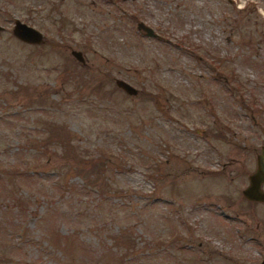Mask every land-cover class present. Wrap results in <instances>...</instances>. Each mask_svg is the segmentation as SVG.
<instances>
[{
    "label": "rangeland",
    "instance_id": "1",
    "mask_svg": "<svg viewBox=\"0 0 264 264\" xmlns=\"http://www.w3.org/2000/svg\"><path fill=\"white\" fill-rule=\"evenodd\" d=\"M263 150L264 0H0V264H259Z\"/></svg>",
    "mask_w": 264,
    "mask_h": 264
},
{
    "label": "water",
    "instance_id": "2",
    "mask_svg": "<svg viewBox=\"0 0 264 264\" xmlns=\"http://www.w3.org/2000/svg\"><path fill=\"white\" fill-rule=\"evenodd\" d=\"M137 28L143 30L147 36H155L152 29L145 27L141 23L137 25ZM11 33L21 42L28 44H39L43 39V35L39 30L19 19L14 20ZM71 55L76 61L80 63L85 62L80 51L72 50ZM114 83L128 95H135L137 93L135 87L122 79H115ZM262 183H264V156L258 155L256 169L249 175L248 185L242 190L243 197L249 201L264 203V190L260 188ZM259 264H264V258Z\"/></svg>",
    "mask_w": 264,
    "mask_h": 264
},
{
    "label": "flooded vegetation",
    "instance_id": "3",
    "mask_svg": "<svg viewBox=\"0 0 264 264\" xmlns=\"http://www.w3.org/2000/svg\"><path fill=\"white\" fill-rule=\"evenodd\" d=\"M255 169H256V168H255ZM253 172H254V171H253ZM253 172H252V173H253ZM252 173H251V174H252ZM248 177H249V175H248ZM260 188H261L262 190H264V183L261 184ZM252 202H254V201H252ZM258 203H262V204H264L263 202H258ZM263 258H264V256H263ZM263 258H262V259H263ZM262 259H261V261H262ZM261 261H260V262H261ZM260 262H259V263H260Z\"/></svg>",
    "mask_w": 264,
    "mask_h": 264
}]
</instances>
